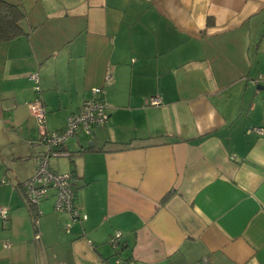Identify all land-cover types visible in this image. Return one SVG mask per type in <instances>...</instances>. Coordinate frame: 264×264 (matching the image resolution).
Returning <instances> with one entry per match:
<instances>
[{
	"label": "crops",
	"instance_id": "0c3cea01",
	"mask_svg": "<svg viewBox=\"0 0 264 264\" xmlns=\"http://www.w3.org/2000/svg\"><path fill=\"white\" fill-rule=\"evenodd\" d=\"M4 1L24 34L0 42V264H264V0ZM94 88L108 123L49 161L86 220L65 233L50 190L35 226L28 105L59 131Z\"/></svg>",
	"mask_w": 264,
	"mask_h": 264
},
{
	"label": "built area",
	"instance_id": "2783aa9c",
	"mask_svg": "<svg viewBox=\"0 0 264 264\" xmlns=\"http://www.w3.org/2000/svg\"><path fill=\"white\" fill-rule=\"evenodd\" d=\"M29 79L34 84V91L37 95L40 93L38 85V76L33 73ZM104 81L109 83L112 81L111 74L105 73ZM158 98H151L150 105H158ZM30 115L34 118L37 125L41 128L39 140L31 142L30 146L42 147L43 151L36 156L35 168L32 176L22 184V191L25 200L32 206H37L43 200L48 191H54V205L56 212L65 213L68 215L67 222L63 225V231L70 233L74 224L86 220V216L81 213L78 207L74 204L75 195L71 188L70 174H59L52 171L49 167L51 158L61 155H66L61 148L64 146L67 139L73 137L78 131H83L90 134L94 127L105 126L108 123L107 104L105 102L103 91L100 88H94L90 91V96L85 99L75 113L69 115L66 119L63 129L54 132L44 130L46 116L43 104L39 97H36L33 102L28 105ZM258 134L264 133V129H254ZM8 208L0 206V222L5 224L8 221ZM39 211H36V216L32 219L33 224L37 226ZM121 233L116 231L110 237L109 243L113 249L119 248L118 240ZM35 239H38L36 234ZM5 248H8L6 243ZM61 264V263H56ZM116 264H121V261L116 260Z\"/></svg>",
	"mask_w": 264,
	"mask_h": 264
},
{
	"label": "trees",
	"instance_id": "16d2710c",
	"mask_svg": "<svg viewBox=\"0 0 264 264\" xmlns=\"http://www.w3.org/2000/svg\"><path fill=\"white\" fill-rule=\"evenodd\" d=\"M23 18H24V13L19 6L15 4L7 3L4 0H0V42H8L24 34V31L20 26V23L23 20ZM62 148L61 151H63ZM71 186H72V176H71ZM71 188L73 189V187ZM28 206L31 211H34V213L32 214V219H33L36 216V211H37L36 207L30 204H28Z\"/></svg>",
	"mask_w": 264,
	"mask_h": 264
},
{
	"label": "rangeland",
	"instance_id": "374dc122",
	"mask_svg": "<svg viewBox=\"0 0 264 264\" xmlns=\"http://www.w3.org/2000/svg\"><path fill=\"white\" fill-rule=\"evenodd\" d=\"M60 160H62V162L65 161V159H60ZM55 162H56L55 159H52V160L50 161V165L53 166Z\"/></svg>",
	"mask_w": 264,
	"mask_h": 264
}]
</instances>
